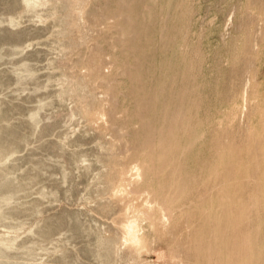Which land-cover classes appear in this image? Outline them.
<instances>
[{"label":"rangeland","instance_id":"rangeland-1","mask_svg":"<svg viewBox=\"0 0 264 264\" xmlns=\"http://www.w3.org/2000/svg\"><path fill=\"white\" fill-rule=\"evenodd\" d=\"M0 264H264V0H0Z\"/></svg>","mask_w":264,"mask_h":264}]
</instances>
